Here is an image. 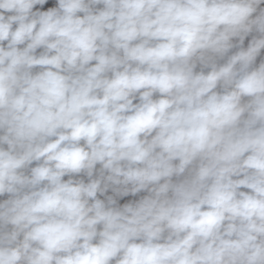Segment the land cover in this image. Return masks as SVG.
I'll return each instance as SVG.
<instances>
[{
  "label": "clouds",
  "instance_id": "9594fccd",
  "mask_svg": "<svg viewBox=\"0 0 264 264\" xmlns=\"http://www.w3.org/2000/svg\"><path fill=\"white\" fill-rule=\"evenodd\" d=\"M0 264H264V0H0Z\"/></svg>",
  "mask_w": 264,
  "mask_h": 264
}]
</instances>
